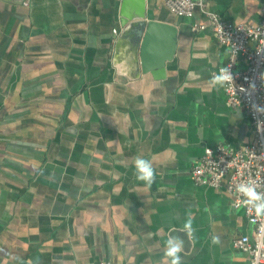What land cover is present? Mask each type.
I'll use <instances>...</instances> for the list:
<instances>
[{"label": "crops", "instance_id": "crops-1", "mask_svg": "<svg viewBox=\"0 0 264 264\" xmlns=\"http://www.w3.org/2000/svg\"><path fill=\"white\" fill-rule=\"evenodd\" d=\"M206 1L227 22L261 21L264 0ZM121 6L0 0V264H167L170 235L184 264H249L233 241L253 225L227 181L191 177L206 148L253 140L247 111L210 84L228 48L200 9L183 17L148 0L177 25L178 48L163 78L139 73L130 43L117 48ZM137 156L151 186L135 177Z\"/></svg>", "mask_w": 264, "mask_h": 264}, {"label": "built area", "instance_id": "built-area-1", "mask_svg": "<svg viewBox=\"0 0 264 264\" xmlns=\"http://www.w3.org/2000/svg\"><path fill=\"white\" fill-rule=\"evenodd\" d=\"M164 3L171 12L183 17H192L200 9L220 43L228 48V61L213 74H218L221 67H230L234 81L224 85L227 102L232 108L247 111L252 120L253 140L239 149L227 144L206 148L191 177L197 185L215 189L227 181L233 208L244 210L253 225V234L236 236L233 245L248 255L249 264H264V217H256L244 206V197L236 191L238 184L254 181L257 190L264 192V112L256 110L264 108V5L261 21L253 25L225 21L209 8L206 0H164ZM250 43L254 44L253 48ZM240 59L246 63L243 69L238 67Z\"/></svg>", "mask_w": 264, "mask_h": 264}, {"label": "water", "instance_id": "water-1", "mask_svg": "<svg viewBox=\"0 0 264 264\" xmlns=\"http://www.w3.org/2000/svg\"><path fill=\"white\" fill-rule=\"evenodd\" d=\"M154 16L148 10V0H122V32L117 39V48L130 43L137 58L136 70L159 79L165 76L168 62L177 53L178 27L174 22Z\"/></svg>", "mask_w": 264, "mask_h": 264}, {"label": "clouds", "instance_id": "clouds-1", "mask_svg": "<svg viewBox=\"0 0 264 264\" xmlns=\"http://www.w3.org/2000/svg\"><path fill=\"white\" fill-rule=\"evenodd\" d=\"M233 75L230 67H221L218 74H213L210 84L223 87L225 84L233 82ZM257 111L264 112V108H256ZM135 177L138 181L144 182L151 186L155 180V170L152 167L150 160L137 156L134 159ZM236 191L244 197L242 204L254 212L256 217H264V192L257 190V185L254 181L240 183L236 186ZM184 232L186 235H192L191 218L184 224ZM212 243H219V238L212 237ZM184 248V241L180 235H170L165 244L164 255L167 258V264H184V258L181 255Z\"/></svg>", "mask_w": 264, "mask_h": 264}]
</instances>
